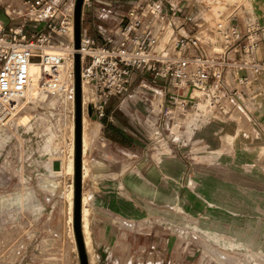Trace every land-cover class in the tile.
Listing matches in <instances>:
<instances>
[{"label":"crops","instance_id":"0c3cea01","mask_svg":"<svg viewBox=\"0 0 264 264\" xmlns=\"http://www.w3.org/2000/svg\"><path fill=\"white\" fill-rule=\"evenodd\" d=\"M12 1L0 0V6ZM55 1L60 12L54 21L59 22L75 0ZM144 1L87 0L82 34L102 40L111 25L102 17L105 10L127 11ZM251 3L264 25V0ZM2 17L9 23L6 14ZM43 26L28 25V34ZM163 38L173 43L171 28ZM257 53L264 59V40ZM167 89L150 72L135 73L128 95L113 97L104 118L90 117L83 196L91 198L96 264L219 263L205 253L201 240L215 243L221 252L229 242L250 256L264 251V106L252 115L214 112L203 121L182 117L173 130L163 113ZM157 102L162 111L155 116ZM86 161L91 164L88 178ZM173 226L191 227L197 243L169 237L167 230L176 234Z\"/></svg>","mask_w":264,"mask_h":264},{"label":"built area","instance_id":"2783aa9c","mask_svg":"<svg viewBox=\"0 0 264 264\" xmlns=\"http://www.w3.org/2000/svg\"><path fill=\"white\" fill-rule=\"evenodd\" d=\"M75 1L59 22L55 0L4 6L9 23L0 13L1 123L14 118L28 99L34 63L40 67V93L60 95L67 107L75 89ZM102 17L111 22L110 33L102 40L82 34L79 49L95 118L106 116L113 97L129 94L135 73L146 72L171 87L167 97L185 118L252 115L264 106V59L257 53L264 25L251 0H146L127 11L107 9ZM33 23L44 26L28 34ZM167 27L175 35L171 44L163 38ZM68 58L72 64L65 68ZM70 111L75 120V103ZM163 113L173 110L165 106Z\"/></svg>","mask_w":264,"mask_h":264},{"label":"rangeland","instance_id":"374dc122","mask_svg":"<svg viewBox=\"0 0 264 264\" xmlns=\"http://www.w3.org/2000/svg\"><path fill=\"white\" fill-rule=\"evenodd\" d=\"M7 3L0 6L2 16ZM86 86L92 101L93 88L88 83ZM70 100L64 108L60 95L39 92L34 99L28 96L14 118L0 122V264H80L74 237L75 120ZM159 102L155 103V116L162 111ZM167 106L173 110L167 115V126L176 130L182 116L173 100L168 99ZM70 159L72 168H68ZM88 162L86 178L91 176ZM86 196L83 206L90 208L91 198ZM173 229L176 234L167 230L169 237L179 235L188 243H197L191 227ZM201 244L219 263L264 264V251L250 256L233 242L227 243L229 248L224 252L211 241L201 240Z\"/></svg>","mask_w":264,"mask_h":264},{"label":"water","instance_id":"95a60500","mask_svg":"<svg viewBox=\"0 0 264 264\" xmlns=\"http://www.w3.org/2000/svg\"><path fill=\"white\" fill-rule=\"evenodd\" d=\"M85 0H76L74 7V73H75V184H74V231L81 264H89L83 234V83L82 56L79 51L82 39V16ZM90 117L92 104L88 105Z\"/></svg>","mask_w":264,"mask_h":264},{"label":"bare ground","instance_id":"6f19581e","mask_svg":"<svg viewBox=\"0 0 264 264\" xmlns=\"http://www.w3.org/2000/svg\"><path fill=\"white\" fill-rule=\"evenodd\" d=\"M65 52V51H64ZM72 64V59H67L64 62V66L65 68H69ZM39 78H40V67L38 64L34 63L32 65V75L30 78V87H29V96L31 98H35L38 97L39 95ZM90 87V86H89ZM91 88V87H90ZM88 88L86 86V83H83V110H84V114H83V152L86 151L87 145H88V140H87V129H89L88 127V123H89V111H88V105L90 104L91 100H89L88 97ZM197 92V90H195V93ZM93 94V93H92ZM91 96V95H90ZM71 102L74 103V94L72 96V98H70ZM70 103V104H72ZM73 119V118H72ZM69 121V120H68ZM69 125V124H68ZM70 127V126H69ZM70 130H72L73 135L74 136V124L73 121L71 122V127ZM69 131V130H68ZM71 136V135H70ZM72 138V137H71ZM73 139V138H72ZM72 143V142H71ZM90 143V142H89ZM72 145V144H71ZM72 161L71 159L69 160V162ZM70 167L68 166V168H72V163H69ZM71 170V169H70ZM72 190V189H71ZM70 190V192H72ZM164 194V193H163ZM72 195V194H71ZM158 196V194H157ZM160 196V195H159ZM166 197V195H165ZM73 198V197H72ZM87 199V196L84 195L83 196V204H85ZM70 200V199H69ZM72 201V199H71ZM72 209V208H71ZM70 209V211H71ZM70 219H72V214H70ZM89 208H87L85 205L83 206V234H84V239H85V244H86V249H87V255H88V260H89V264H96V256H95V252H94V248H93V243L91 241V236H90V227H89ZM75 240H76V236L74 234ZM78 247L77 245V241H76V245L75 247ZM79 262L81 264L80 261V257H79ZM78 264V263H77Z\"/></svg>","mask_w":264,"mask_h":264}]
</instances>
